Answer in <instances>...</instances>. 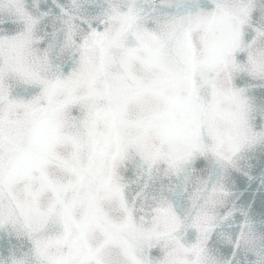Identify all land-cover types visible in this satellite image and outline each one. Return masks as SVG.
<instances>
[{
  "label": "snow or ice",
  "instance_id": "obj_1",
  "mask_svg": "<svg viewBox=\"0 0 264 264\" xmlns=\"http://www.w3.org/2000/svg\"><path fill=\"white\" fill-rule=\"evenodd\" d=\"M0 264H264V0H0Z\"/></svg>",
  "mask_w": 264,
  "mask_h": 264
}]
</instances>
